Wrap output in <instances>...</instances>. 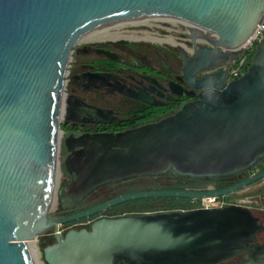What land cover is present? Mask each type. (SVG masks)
Segmentation results:
<instances>
[{"label":"water","instance_id":"water-1","mask_svg":"<svg viewBox=\"0 0 264 264\" xmlns=\"http://www.w3.org/2000/svg\"><path fill=\"white\" fill-rule=\"evenodd\" d=\"M263 17L264 0H0V264H33L27 244L50 230L44 264H219L241 254L253 263L263 227L239 206L59 228L135 200L224 197L264 182V170L216 192H139L62 217L49 210L58 170V199L80 201L137 176L210 179L261 164L264 37L240 78L227 81L229 72L218 68L243 55ZM140 18L184 30L193 47L185 78L211 71L190 83L199 90L196 101L118 133H62L73 48L93 30Z\"/></svg>","mask_w":264,"mask_h":264},{"label":"flooded vegetation","instance_id":"flooded-vegetation-1","mask_svg":"<svg viewBox=\"0 0 264 264\" xmlns=\"http://www.w3.org/2000/svg\"><path fill=\"white\" fill-rule=\"evenodd\" d=\"M111 31L108 33L115 35L116 38L80 41L72 50L64 86V107L69 120H63L60 124V130L64 134L118 133L171 116L184 105L196 101L199 90L193 88L190 83L200 81L211 72L193 73L189 81L185 78L183 69L193 52L189 40L187 41L189 48L186 49L177 43L162 44L143 38L141 35H145V32L140 27L127 26ZM246 64L248 65V61ZM263 170L264 160L255 168L226 177L164 178L167 186L172 183L184 188L183 191L177 192L204 193L230 188ZM257 183L262 185L263 192L238 196L243 189ZM243 189L224 196L223 208L239 206L248 209L252 215L254 211L263 212L257 217L263 229L258 232L256 242L263 248L255 253L253 263L243 259L244 254H241L219 264H264V209H258L256 203H253L254 206H248L240 202L263 195L264 182L258 180ZM97 193L98 190L80 201L58 199L56 217L89 209L90 205L100 202L95 200ZM194 202L195 200H188L186 210L175 211H190ZM141 214L147 212H140V208L129 206L127 210L118 214L108 215L101 212L63 224L60 229L63 233L87 229L98 218ZM44 240L47 244L54 241L52 230L39 238L40 247Z\"/></svg>","mask_w":264,"mask_h":264},{"label":"trees","instance_id":"trees-1","mask_svg":"<svg viewBox=\"0 0 264 264\" xmlns=\"http://www.w3.org/2000/svg\"><path fill=\"white\" fill-rule=\"evenodd\" d=\"M253 52L248 55V64L251 61ZM165 176H137L131 179L124 181H119L117 183L107 184L103 187L98 188V195L95 197V200H100L97 204L90 205L89 207H94L100 203H104L110 199L121 195L139 193L144 191L151 190H167V191H183L184 188L179 184H170L167 186L165 182ZM141 180H149L148 182H140ZM200 187H205V185H200ZM96 191V190H95ZM127 207H138L140 212H170L175 210H186L188 206V200L178 199V198H150V199H141L131 202L124 203L120 206ZM88 207V208H89ZM118 207H112L103 211V214H108L109 211H112ZM82 209V208H81ZM85 209V208H84Z\"/></svg>","mask_w":264,"mask_h":264},{"label":"rangeland","instance_id":"rangeland-1","mask_svg":"<svg viewBox=\"0 0 264 264\" xmlns=\"http://www.w3.org/2000/svg\"><path fill=\"white\" fill-rule=\"evenodd\" d=\"M136 27H140L141 29H143L144 30L143 32H145V35H148L149 37L159 39V40H165L167 38H171L172 43L180 44L181 46H184L186 49L189 48L187 46L188 36L184 32V30L181 29L180 27L168 25V24H159V25L154 24V25H149V26L145 25V26H136ZM122 28H124V27H122ZM110 32H112V31L110 30ZM141 36L143 37V35H141ZM161 43L164 44V43H169V42H161ZM56 174L58 175V178L55 181V195L53 197L52 204H51V207L49 210V215H51V216H56V214L58 212L57 192H58L59 188L62 186L60 171L58 170ZM148 181L149 180H141L140 182H148ZM261 188H262L261 184H259V183L253 184V185L243 189L241 192H239L238 196L245 195V194L248 195V194L261 193V192H263ZM240 202L246 203L248 206H254L253 203H256L257 204L256 207L258 209H264V194L260 195L258 197H254L253 199L241 200ZM116 207H118V208H116L112 211H109L108 215L118 214L120 212L127 210V208H129L127 206H120V205H118ZM262 214H263V212H261L259 210L254 211L255 217H259ZM34 244H35L36 249H37L39 262L41 264H44L42 261V257H41V249L42 248L39 246V238H37V240L34 241Z\"/></svg>","mask_w":264,"mask_h":264},{"label":"built area","instance_id":"built-area-1","mask_svg":"<svg viewBox=\"0 0 264 264\" xmlns=\"http://www.w3.org/2000/svg\"><path fill=\"white\" fill-rule=\"evenodd\" d=\"M258 27L254 34L252 35L251 39L249 40L243 55L235 61L228 62L221 66L218 69L226 70L229 73L227 74V81H232L235 79L240 78L247 69V60L248 55L254 51V49L262 42L264 37V17L260 23L257 25ZM209 192V191H205ZM224 206L223 197H211V198H204L195 200L193 203V208L191 210H212V209H222ZM59 231L61 229L59 228ZM37 240V239H36ZM35 240V241H36Z\"/></svg>","mask_w":264,"mask_h":264},{"label":"bare ground","instance_id":"bare-ground-1","mask_svg":"<svg viewBox=\"0 0 264 264\" xmlns=\"http://www.w3.org/2000/svg\"><path fill=\"white\" fill-rule=\"evenodd\" d=\"M154 24H164V23H160L157 21H153V20H149L146 18H140V19H135V20H127V21H120V22H116V23H112L109 25H105L102 26L96 30L91 31L90 33L86 34L85 36H83L81 38L80 41H88V40H96V39H101L102 38H116L115 35H110L108 32L110 30H118L121 29L122 27H126V26H149V25H154ZM181 28V27H180ZM182 29V28H181ZM183 31V30H182ZM173 32V31H172ZM143 38H147L149 40L152 41H156V42H169L172 43V39L171 38H167L165 40H159V39H155L152 37H149L148 35H143ZM58 178V175L56 174V180ZM27 248L28 251L30 253V256L32 258L33 264H41L39 262L38 259V254H37V249L36 246L34 244V242H30L27 244Z\"/></svg>","mask_w":264,"mask_h":264}]
</instances>
